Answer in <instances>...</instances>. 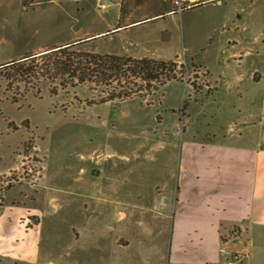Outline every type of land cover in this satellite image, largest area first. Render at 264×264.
I'll list each match as a JSON object with an SVG mask.
<instances>
[{
	"label": "crops",
	"instance_id": "0c3cea01",
	"mask_svg": "<svg viewBox=\"0 0 264 264\" xmlns=\"http://www.w3.org/2000/svg\"><path fill=\"white\" fill-rule=\"evenodd\" d=\"M161 1L158 10L154 0H82L77 12L96 10L103 28L84 31L77 26L73 40L66 43L87 41L90 45L97 38L109 37L117 43V51L86 50L161 60L188 54L194 59L189 53L182 54L178 46L168 45L169 40L151 36L144 25L157 19L171 26L177 19L192 25L199 17L189 19L187 11L224 0H192L195 3L187 7L180 6L181 0ZM240 11L243 20L245 14ZM135 28L138 33L133 35ZM167 31L174 33L171 27ZM238 39L227 41H236L237 48L244 40ZM256 50L244 49L247 56ZM244 51L231 55L238 56L234 60L238 68L229 66L230 56L221 57L228 66L217 71L194 59L209 71L212 90H194L178 78L169 81H179V94L176 103L166 104L171 112L161 123L167 130L155 132V138H165L166 143L155 148L151 166L154 195H143L144 186L132 194L121 180L122 171L117 185L98 194L91 189L95 186L90 174L92 154L82 155L86 165L78 162L77 167L71 165L73 169L65 159L56 171H86L82 180L74 174L67 177L72 184L81 180V189L70 187L73 194L61 197V211L70 219L71 229L63 228L60 220L44 230L40 216L38 224L29 227L24 223L20 228L23 236L34 234V239L23 238V243L30 241L49 251L53 244L65 248L61 256L70 258L60 260L62 264H229L237 252L245 254L239 264H264V57L249 65ZM62 184L51 186L62 190ZM14 193L10 191L6 202L0 203V263L10 259V208L26 204L23 197L13 199ZM18 213L21 220L41 215L20 208ZM92 225L97 226L95 231ZM88 230L93 233L87 235ZM76 251L80 257H74Z\"/></svg>",
	"mask_w": 264,
	"mask_h": 264
},
{
	"label": "rangeland",
	"instance_id": "374dc122",
	"mask_svg": "<svg viewBox=\"0 0 264 264\" xmlns=\"http://www.w3.org/2000/svg\"><path fill=\"white\" fill-rule=\"evenodd\" d=\"M81 2L0 0V196L4 195L1 203H5L8 193L14 190L13 199L18 201L23 197L26 201L18 209L41 214L21 220L17 207L10 208V259H3L0 264H62L60 260L70 258L62 257L61 254L64 252L65 255L67 250L63 251L65 248L55 244L50 252L45 247L37 248L30 241L23 243V238L32 240L34 234L23 236L19 232L21 227H25L24 223L29 227L38 224L40 216L44 230L56 226L60 220L63 228L71 229L70 219L61 211L64 207L61 197L67 198L73 194L70 187L81 189V180L86 171H56L57 164L65 159L71 162V169L77 167L78 162L85 166L82 155L89 154L91 157L92 154L93 169L90 174L95 186L91 189L98 194H103V188L107 190L110 185H117L122 172L124 178L121 176V180H124L128 190L133 191L132 194H136L137 189L142 190V186L145 187L143 195L155 193L151 186V166L156 159V146L166 143L165 138H155V132L167 130L161 121L168 111L171 112L166 104L177 102L179 81L162 85L146 97L103 100L108 91L122 89L125 82L113 80L110 85L97 86L90 81H64L61 75H40L46 68V57L50 54L44 53L50 52L55 45L72 41L77 26L84 31L103 28V20L96 10L77 12ZM154 2L158 9L162 1ZM194 3L192 0H181L179 4L187 7ZM239 11L245 14L243 20L238 16ZM185 14L189 19L194 16L199 19L195 22L194 18L192 25H185L181 19H177L173 26L167 25L165 19H157L144 25L145 30L155 38L169 40L168 45L178 46L182 54H191L195 60L215 71L228 66L222 62V56H230L229 66L238 68L234 61L238 56L231 55L235 50L244 51L248 47L259 49L258 53L256 50L248 56L243 52L249 65L253 61H263L264 0H224L223 3H211ZM170 27L174 33L169 35L167 30ZM137 33L138 28L133 29V35ZM229 37H243L244 40L241 42L238 39L240 42L235 48L236 41L228 42ZM132 40L135 42L136 38L133 36ZM116 45L109 37H100L90 45L82 41L75 48L91 47L103 52H115L118 50ZM29 53L36 54L30 58L24 57ZM184 57L188 60L185 61L188 67L178 72V79L194 90H212L213 82L207 68L188 54L176 59L183 61ZM13 59L15 63L7 65ZM188 98L181 101L178 113L182 112ZM90 163L89 160L88 165ZM73 174L81 179L79 183L72 184L67 180ZM56 184L64 185L65 189L54 188ZM91 232L88 230L86 233L90 235ZM75 255L80 257L78 251Z\"/></svg>",
	"mask_w": 264,
	"mask_h": 264
},
{
	"label": "trees",
	"instance_id": "16d2710c",
	"mask_svg": "<svg viewBox=\"0 0 264 264\" xmlns=\"http://www.w3.org/2000/svg\"><path fill=\"white\" fill-rule=\"evenodd\" d=\"M79 43L55 45L50 52L44 53L50 54L46 57L48 60L46 68L40 75L45 77L61 75L64 81L66 79L73 83L90 81L97 86L110 85L113 80L125 82L122 89L108 91L103 100L146 97L170 80L178 78V72H183L188 67V63L178 59L161 60L147 56L134 57L75 48ZM34 54L36 53H29L24 57ZM13 63L14 59L7 65L11 66ZM135 78L143 82L138 83Z\"/></svg>",
	"mask_w": 264,
	"mask_h": 264
},
{
	"label": "built area",
	"instance_id": "2783aa9c",
	"mask_svg": "<svg viewBox=\"0 0 264 264\" xmlns=\"http://www.w3.org/2000/svg\"><path fill=\"white\" fill-rule=\"evenodd\" d=\"M104 0H102L103 2ZM3 196L4 195H1L0 196V203L3 201ZM245 254L244 253H241V252H237L235 253L230 259H229V264H239L243 258H244Z\"/></svg>",
	"mask_w": 264,
	"mask_h": 264
}]
</instances>
